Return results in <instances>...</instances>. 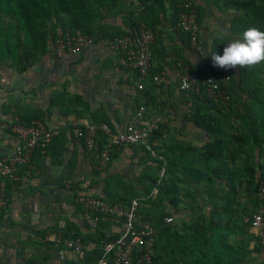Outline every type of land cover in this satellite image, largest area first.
<instances>
[{"label":"trees","instance_id":"1","mask_svg":"<svg viewBox=\"0 0 264 264\" xmlns=\"http://www.w3.org/2000/svg\"><path fill=\"white\" fill-rule=\"evenodd\" d=\"M189 4L197 10L200 25L201 11L195 0H0V65L12 67L20 75L28 72L46 57L59 30L62 33L79 31L97 40L99 36H126L134 33L141 24L154 34L152 59L154 57L162 63L171 57L175 63L181 59L182 48L178 52L179 48L175 46L172 51L176 56L172 53L167 57L168 51L159 48L160 27L164 24L170 26L183 42V47L190 49L188 34L177 29L180 14L188 10L186 6ZM211 4L222 14L231 11L229 29L235 37L241 38L251 26L264 31V0H211ZM116 18L122 19L121 26L108 23L109 19ZM223 44L220 39L214 40L211 55H222ZM209 65L214 67L213 62L186 66L201 76ZM135 74L137 77V72ZM155 75L152 63L146 81L150 77L153 80ZM258 75L259 83L256 80ZM263 75L264 63L260 68L231 69L227 107L218 106L205 94L183 93L190 104L187 121L203 131L208 141L196 147L165 138V125L161 123L147 143L149 149L146 145H138L143 152L139 162L150 166L139 177L141 191H137L133 183L111 176L104 178L103 196L98 198L121 207H127L137 199L138 218L154 227L156 236L150 264H250L254 255H263L264 250L257 238L248 232L253 213L264 208V200L254 198L264 176V161L261 163L264 159V98L260 97L264 91ZM144 90L140 92L149 95ZM65 96L71 107L80 108L74 113L82 117L87 112L91 123L100 120L111 127L106 117L89 112L90 105L77 95L56 93L51 105L59 107L56 100ZM244 97L253 105L248 106L249 109ZM39 118L37 114H18L19 122L25 125ZM58 135L44 152L51 153ZM169 141L175 142L167 145ZM80 143L86 149L84 143ZM106 144L107 139L101 136L96 140L95 150L89 151L97 165ZM123 147L112 146L106 168L97 171L106 174ZM175 150H179L178 157L173 155ZM57 158L53 163L59 164L60 159ZM163 167L164 175L160 177ZM22 169L27 171L25 166ZM3 181V196L7 204L11 196L10 187L15 183L0 177V184ZM154 189L157 193L152 196ZM200 196H205L201 203L198 201ZM242 198L247 201L245 205L241 204ZM206 204L208 212L202 209ZM185 211L189 215H184ZM168 217L172 218L169 224L165 222ZM114 226L120 227L121 224L114 220L101 221L95 229L86 227L85 234L66 226L58 229L59 241L35 244L53 247L58 243L63 247L64 240L80 238L90 249L64 264H97L104 244L118 236L111 232ZM24 263L59 264L51 259V255L43 253L30 254Z\"/></svg>","mask_w":264,"mask_h":264},{"label":"crops","instance_id":"2","mask_svg":"<svg viewBox=\"0 0 264 264\" xmlns=\"http://www.w3.org/2000/svg\"><path fill=\"white\" fill-rule=\"evenodd\" d=\"M195 1L201 11V54L184 48L183 42L167 24L160 27L159 48L168 51L167 57L173 53L175 46L179 48L178 52L182 48L179 57L187 66L211 63L214 40L220 39L226 46L230 41L239 39L229 29L231 11L222 14L211 4V0ZM225 17L227 20L223 25L228 24L227 27L218 30L214 24ZM108 23L121 26L122 19H109ZM152 60L153 70L161 84L158 85L151 77L147 81L145 79L144 91L149 95L137 89L136 74L120 64V54L100 43L78 56L57 57L50 47L44 59L21 75L12 67L0 65V159L10 156L15 149L17 139L9 127L18 114H37L47 127L59 133L51 153L40 150L34 153L30 173L21 168L19 181L10 187L11 196L7 204L3 196L5 183L0 184V203L1 199L5 200L0 205V264H25V258L32 253L49 254L59 264L75 259L78 254L64 245L59 247L55 243L51 247L35 243L47 245L55 242L58 229L66 226L72 230L79 229L84 234L87 232L81 211L75 204L76 195L84 193L102 197L106 176L133 183L137 191L143 189L139 177L150 166L147 162H139L143 156L139 146L123 147L107 173H99L92 153L72 139L70 134L71 124L75 121L90 122L89 115L86 112L80 117L74 113L80 108L71 107L66 96L56 100L59 107H53L51 101L56 93L82 97L90 105L89 112L106 117L115 132L121 131L143 105L146 108L143 115L145 121L162 118L165 138L196 147L208 141L203 131L187 121L190 104L178 88L179 69L166 60L162 63L154 57ZM170 142L175 141H169L167 145ZM173 155L178 157L179 150H175ZM57 157L59 164L53 163ZM119 229L114 226L111 232L117 235ZM83 247L85 252L90 249V246Z\"/></svg>","mask_w":264,"mask_h":264},{"label":"built area","instance_id":"3","mask_svg":"<svg viewBox=\"0 0 264 264\" xmlns=\"http://www.w3.org/2000/svg\"><path fill=\"white\" fill-rule=\"evenodd\" d=\"M187 11L180 14L177 29L189 36L190 49L195 53L203 52V45L200 41V25L198 23L197 10L190 4L186 6ZM97 43L103 44L110 50L120 54V64L131 71L137 72V89H144V80L152 66L151 45L154 43V34L144 24L131 34L122 37L105 38L99 36L96 40L90 35L79 31L75 33H62L58 31L57 38L52 44L53 53L57 57L78 56L85 50L94 47ZM167 63H172V58L166 59ZM179 69V91L194 92L217 103L218 106H228L230 96L227 86L230 80V70L218 67L207 66L201 76L192 72L182 60L177 59L174 63ZM218 73V74H217ZM153 81L161 84L159 76H154ZM145 106H139L134 118L131 119L121 131L113 132L106 123L102 122H79L71 124V135L77 142H83L88 151L95 150L96 140L104 136L107 144L99 156L98 169L106 168L109 161V149L112 146H134L146 145L164 121L161 117H156L151 121L144 120ZM11 132L17 139V144L13 153L0 159V177L10 182L19 181V170L27 168V173L31 171V159L38 150L45 151L58 130L47 127L41 120L32 121L29 125L19 122L15 118L10 125ZM149 149V148H148ZM153 154V151L150 150ZM160 177L164 175V168L160 171ZM157 191L151 193L154 196ZM256 200H264V176L259 181V186L254 194ZM1 199L0 205L4 204ZM75 204L81 209L83 223L89 229H95L99 222L114 220L121 224L116 239L104 244L102 256L97 264H150L151 253L154 245L156 231L154 227L146 221H141L137 216L139 201L134 199L127 207L109 205L98 197H93L84 193H79L75 197ZM166 223H171L172 218H166ZM250 230L257 238L258 243L264 250V210L258 208L252 215ZM60 235H56V239ZM66 249L81 254L85 252L80 238L66 239L63 241Z\"/></svg>","mask_w":264,"mask_h":264},{"label":"clouds","instance_id":"4","mask_svg":"<svg viewBox=\"0 0 264 264\" xmlns=\"http://www.w3.org/2000/svg\"><path fill=\"white\" fill-rule=\"evenodd\" d=\"M214 67L224 70L253 68L264 63V31L248 27L242 37L232 40L223 48V54H213Z\"/></svg>","mask_w":264,"mask_h":264},{"label":"rangeland","instance_id":"5","mask_svg":"<svg viewBox=\"0 0 264 264\" xmlns=\"http://www.w3.org/2000/svg\"><path fill=\"white\" fill-rule=\"evenodd\" d=\"M213 9V8H212ZM229 19V21H230V18H228ZM227 20V17H225V18H223V20H219L218 22H216V24H214L215 26H218L217 28H218V30L219 29H222V30H224L226 27H227V25L228 24H226V25H223V23H224V21H226ZM227 23H228V21H227ZM224 45V44H223ZM260 66H261V64L260 65H258V66H256V67H259L260 68ZM264 76V75H263ZM257 79V83H259V82H261V80H260V77H259V75L256 77ZM262 81H263V84H264V77H262ZM254 82L252 81V84H253ZM260 97L263 99L264 98V91L262 90V92L260 93ZM244 100H245V103H246V107H247V109H249L248 108V106H253L252 104H251V101L248 99V98H246V97H244ZM110 127V126H109ZM111 129H113L112 127H110ZM114 130V129H113ZM112 130V131H113ZM113 132H115V131H113ZM170 138L172 137L171 135L169 136ZM263 161H264V159L262 158V160H261V163H263ZM164 168V167H163ZM161 171V170H160ZM165 171V170H164ZM141 177V176H140ZM205 197V196H204ZM204 197L202 198L201 196L200 197H198V201L201 203L202 202V200L204 199ZM205 202H206V200H205ZM245 203H247V201H245L243 198L241 199V204L242 205H245ZM202 205V204H201ZM197 207H199V206H197ZM245 207V206H244ZM209 208V206H207V204H206V206H204V207H202V209H203V211H206V212H208V209ZM196 209V208H195ZM264 209V208H263ZM197 211V210H196ZM184 215H189L188 214V212L187 211H185V214ZM168 218H170V217H168ZM248 232L249 233H252L251 232V230H250V228H249V230H248ZM255 257L251 260V262H250V264H264V253H263V255L261 256V255H254ZM26 259V258H25Z\"/></svg>","mask_w":264,"mask_h":264}]
</instances>
